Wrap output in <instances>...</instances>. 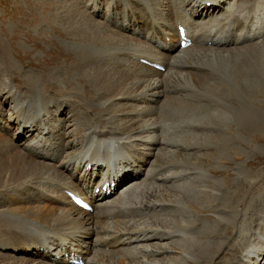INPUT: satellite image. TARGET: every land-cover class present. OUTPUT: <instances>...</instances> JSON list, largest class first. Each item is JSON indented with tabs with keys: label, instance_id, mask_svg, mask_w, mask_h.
I'll use <instances>...</instances> for the list:
<instances>
[{
	"label": "bare ground",
	"instance_id": "bare-ground-1",
	"mask_svg": "<svg viewBox=\"0 0 264 264\" xmlns=\"http://www.w3.org/2000/svg\"><path fill=\"white\" fill-rule=\"evenodd\" d=\"M126 1L128 6L127 9H124L126 13L128 10L127 16L125 15L127 20L126 18L121 20H123V24L127 21L129 24L127 26L120 24L123 28H117L123 35L121 37L125 36L131 41L130 46L120 45L119 42L122 41V38L119 39L117 34L108 28H104L100 32L98 30L96 37L88 28H85L87 38H95L96 41L92 43L93 46L89 47L92 51L81 56L80 70L83 77H81L82 80L79 76L77 78L86 86L84 98L90 105L85 109L81 118L86 127L82 131L84 138L79 143L72 142L76 139L75 137H73L72 143L68 142V144L71 143L69 146H66L67 144L64 142L67 137L65 138L66 134L62 131L68 128L65 123L69 121L65 120L62 124L55 122L51 127L46 126L44 117L48 115L50 110L55 108L57 109L56 114L61 113V108L63 109V105L67 103V99L57 101L58 97L51 98L47 95L49 93L48 87L51 84L43 82L40 77H35L32 87L27 86L23 90L19 89L16 97L12 94L13 98L11 97L13 92H11V86H5L4 94L6 93V97L12 98V100L9 99L6 102L9 105L7 113L3 108L4 104L0 106V141L1 137L8 132L7 130L12 129L9 127L10 125H1L5 113L6 117L11 118V121H16L18 126L22 128V130L21 128L17 129L15 134L19 136V139H24L29 130H34L44 136L46 142H42L41 145L38 143L34 145L28 140L24 147L20 143L19 145L14 144L10 140H6L8 145H2L5 143L4 140L0 142V189L4 186L13 187L18 183L26 184L32 179L37 181L40 179V182L43 181L42 183L49 185L48 189L52 188L49 190V193L52 192V194H48V197H61L59 190L61 188L76 192L83 190L80 183L79 187L73 181H75V175L78 174H80V179L85 181V174L91 175V172L87 173L89 165H92L94 170L107 167L108 173L113 176L120 173L121 176L130 175L131 177L134 174L140 176L146 174V181L139 182V185L129 191L128 196L124 198L110 203L99 202L94 204V214H86L72 206L64 209L51 205L18 207L15 211L14 208H10L11 206L0 203V250L11 253H16L20 249L32 250L38 253V257H45V253L43 254L40 250L43 249L46 252L54 244L59 243L62 249L69 252L78 250L81 254H93L88 264H172L171 257H177L183 264H197L199 260L204 258L211 260L214 264H264V246L258 248L252 245L251 248H244L242 244L233 253L228 254L230 257L227 260L224 259L220 262L221 255L229 251L228 240H221L220 233L215 234L206 231L207 229L200 230L199 224L191 220L194 213L186 204V198L203 192L204 195L211 196L216 186L220 185L221 182L212 183L208 186L204 185L205 187L201 184L202 188H197L200 187V184H195L196 188L189 191L186 181L176 180L173 176L172 180H170L172 177L168 179L170 181L165 185L166 189L164 187L160 190L156 189V193L152 192V189L147 191L149 183L147 180H165L166 182L168 178H164V175L160 178L157 177V175H161L162 171H166L164 167L168 159L166 152H164L166 151L165 148L168 147L165 140L168 135L165 138L163 136V122L171 120L177 115L194 116L196 105L202 99H213L211 106L213 103L222 100H238L237 94L232 93V81L228 82L227 78L221 74L225 70L221 63L227 51L246 53L248 54L247 58H252V55H249L250 51L263 45L261 44L264 41L263 1L261 0L260 6L259 0H239L234 10L222 14L219 18L211 19L213 24L201 27L196 25L199 21L193 19L199 15L200 11L198 10L203 7L208 11L207 2L219 4L222 0H183V4L195 7L188 17L176 12L174 10L175 4L172 1L164 0L160 6L171 12V23L158 17L156 2L137 0L142 4L144 12L141 16H137L130 3L133 0ZM111 13L112 11H110ZM98 17L105 18L99 14ZM91 21L93 20L91 19ZM93 24L96 25L95 22ZM182 24L187 26L189 37L194 42L192 47L187 50H180L177 55L172 57L158 56L156 54L157 49H159L157 45L160 44L163 50H167L169 48L168 39L173 44L172 47L179 46V36L176 31L178 26ZM114 36L118 38L115 37L114 40ZM110 39L111 41H108ZM141 39L144 42H141ZM87 40L89 41V39ZM75 43L82 44L80 42ZM143 60L165 66L167 73L173 70L183 73L186 71V75H183V79L187 81L186 84L180 85L182 88L177 86L176 89V85L169 80L170 78L161 79L162 74L155 68L142 64ZM26 81L29 83V80ZM4 94L2 95L0 92V97H4ZM6 97L4 98L7 99ZM141 99H145L148 103L147 109L142 113H137L132 107L131 110L133 109L134 112L129 114L127 105L139 103ZM155 103L158 105L154 106ZM205 112H208V116H203L205 118L203 124L212 127L211 121L214 119L210 115L212 111L206 110ZM72 113L74 117L75 111L72 110ZM105 114H108L109 117L106 116L102 122ZM137 114L142 117L141 120H136ZM117 115L121 119L124 117L130 120L131 124L127 127L112 128L110 123L115 124L117 122ZM58 116L61 115L56 117ZM196 118L199 120L198 116ZM241 121L248 124V127H253V130L260 129L261 131V128L264 129L252 116L243 117ZM78 124L79 120H74L73 127L77 131L79 130L77 129ZM190 124L191 128H196L195 122L191 121ZM20 130L21 132L24 131L26 136L20 134ZM55 136H58L59 139L54 142L50 141ZM168 137H173V135ZM167 141H172V139ZM207 141L209 144L205 145L209 149L211 147V149L217 150L211 139ZM48 142L56 145V147L52 149L49 146L50 143L47 146ZM184 142L192 143L188 139ZM178 143L181 144L179 141ZM77 145H80V148L75 150ZM188 147L193 148L191 144ZM200 147H198L199 152ZM195 149H197L196 146ZM36 150L39 151L36 152ZM69 150L72 152L66 153ZM201 150L204 149L201 148ZM64 153L66 154L60 162ZM190 157L191 155L187 156L188 159H191ZM208 161L207 159V164H209ZM170 165L167 166L171 167ZM202 165L206 166V164ZM147 166L150 167L146 168ZM190 166H193L195 170L197 169L195 164H190ZM190 170L192 171V168ZM197 170L196 172H199ZM183 173L186 174L185 171ZM181 174L179 175L181 176ZM189 176L190 173L187 174V177L191 179ZM176 177L180 179V177ZM194 180L196 182V178L191 181V184ZM92 181L86 180L85 184L89 185ZM153 183L157 184V182ZM204 188L208 192H205ZM139 191L143 193L137 195ZM36 192L39 191L34 189V193L31 195L27 188L23 195L28 194L31 199H34ZM149 199L153 203L149 202ZM31 203L35 204V201H31ZM148 205L150 210L159 209L158 211L164 212V214L154 215L150 219H146L148 214L145 213V210L149 209L146 208ZM181 209L186 211L183 213ZM182 215L186 216L187 219L183 218ZM113 218H120L122 222L120 227L114 230L111 224L116 226L114 221L117 220ZM217 218L222 229L231 227V224L222 215L217 216ZM263 219L260 217L256 225L260 227V221ZM256 234L259 241L264 243V235L258 231ZM144 242L147 243V246L148 243H158L153 245V249L144 251L146 256L152 259H139L140 261H138L137 257L133 256L136 252H132L131 248L135 245L142 247ZM258 243L260 244V242ZM251 244H254V241ZM165 254L167 257H164ZM2 256L0 254V263L3 261L2 264H5L6 259ZM113 259H117L118 262H114ZM13 264L43 263L33 260L31 263L15 261Z\"/></svg>",
	"mask_w": 264,
	"mask_h": 264
},
{
	"label": "rangeland",
	"instance_id": "rangeland-1",
	"mask_svg": "<svg viewBox=\"0 0 264 264\" xmlns=\"http://www.w3.org/2000/svg\"><path fill=\"white\" fill-rule=\"evenodd\" d=\"M94 1L95 0H0V92L3 95L6 91L5 86H11V92L13 91L11 93V97L12 94L14 97H16L19 89L23 90L27 86L32 87L34 82L33 79L35 77H40L43 82L51 84L48 87L49 93H47V95L51 98L58 97L59 99H57V101L67 99V103L63 105V109L61 108V113L56 114L55 111L57 109L52 108L48 115L44 117V121L48 127L54 125L55 122H58L59 124L64 123L65 120L70 122V124L69 122L65 123L68 128L65 131H62L66 134L65 138L67 137V139L64 141L65 144H67L66 146H69L72 142L79 143L81 140H83L84 135L82 134V131L85 130L86 124H84L81 118L82 115H84L83 112L85 109L90 106L86 101V98H84L86 86L83 82H81V77H83V74L80 70V66L81 56L88 51H92L89 47L93 46L92 43H94L96 40L95 38H87V34H85V28H88V30L92 32L95 37L98 30V32H100V30L102 31L104 28H108L115 32L119 39L122 38V41L119 42L120 45H131V41L125 36L121 37L122 34L119 31V28H123V25L127 26L129 24L128 21L123 24V20L128 14V10L126 13L124 9H127L128 2L126 0ZM162 1L164 0H151V2H156V6L158 7V17H161L160 19L162 20L165 19V22L171 23L172 17L170 19V12L160 6ZM259 2L261 6V0H259ZM130 3L136 11L137 16H141L144 13L142 4L137 0H133ZM108 6L112 7L113 9L110 8L109 10ZM108 10L112 11V13H106ZM99 12L100 15L103 13V17L105 18H98ZM191 13L192 11L190 14ZM261 18L263 20L262 15ZM91 19L93 21H91ZM94 22L96 25L93 24ZM98 23L100 24L99 26L97 25ZM118 23L119 25H117ZM117 36H114V40L118 38ZM87 39H89L90 42ZM74 41L80 42L82 44H76ZM108 41H111V39ZM128 41L130 42L128 43ZM261 44H263L261 47L257 46L250 51L249 55H252V58H247L248 54L246 53H234L231 51H227L225 57L223 58L221 65L225 68V70L221 72V74L227 78L228 82L232 81V93L237 94V101L222 100L218 103H213V106H211L213 99H202V101L199 99L200 104L198 103L196 105L194 116L183 115L184 118H182L183 116L177 115L174 117L175 119L173 118L174 120L171 119L164 121L163 125L165 126L162 125V133L164 132V138L167 135H173V137L167 136L165 139L168 143L169 150L168 147H166V151H164L166 152V156L168 158L166 160L167 163L165 166L166 168L164 167V170L167 171L168 169L169 171L170 169L171 172H169L170 174L164 175V178L168 177L166 179V183L172 180L174 176V179L176 180H180L182 182L186 181L187 183H185L187 184L189 191H192L194 188H196L195 184H200V187L197 188H202L201 184L203 186H208L212 185V183L215 184L217 182H221L220 185L216 186L211 196L204 195L203 192L198 193V195L196 194L188 196L186 198V204L194 213L193 217H191V220L196 221L199 224V229H207L206 231L214 232L215 234L220 233L219 235L222 237L221 240H228L229 251L221 255L220 262L224 261V259L227 260L228 257H230L228 254L233 253L240 244H242V247L244 248H251L253 246L262 248L264 246L263 241H259L256 234L258 231L264 235V229H262L264 228V219L260 221V227L256 225L258 222L257 220H259L260 217L261 219L264 218V129L261 128V131L260 129L253 130V127L250 128L248 127V124H246L244 121H241L243 117L252 116L254 117V120H257L264 127V41ZM157 71L162 74L161 79L170 78L169 80L173 81V83L176 85V89L177 86L182 88L181 86H184V84L187 82L186 79H183V75H186L187 73L186 71L184 73L182 71L175 72V70L169 73H167L168 71L165 73H162L159 70ZM78 76L81 80L77 79ZM26 80H29V83ZM4 95V97L7 96L6 93ZM4 97H0V106L4 104L3 108L5 113H7L9 111V105L6 104V102L9 99L12 100L13 97L9 99L8 97H6L7 99ZM140 102L145 103L146 106L144 108H140L135 105L138 102L133 103L132 105H127L129 108V114L134 112L133 109L137 113H142L147 109L148 103H146V100L141 99L139 103ZM155 105L158 104L155 103L154 106ZM132 107L133 109L131 110ZM72 110L75 111L74 117ZM206 110L212 111L210 112V115L214 118L211 121L212 127L203 124V122H205V118H203V116H208V112H205ZM5 113L3 114L5 118L4 120H1V125H10L9 127H12V129L7 130L8 132L4 135L5 138H3L4 136L1 137L2 139L0 142H3V140L5 142L2 143V145L9 144L6 140H10L12 143L18 145L20 143L22 147L28 143V140L33 142L34 145L37 143L41 145L42 142H46L45 137L39 134L38 131L34 130H29L27 137L22 140L19 139V136L15 134L17 129L21 127L18 126L16 121H11V118L8 116L6 117ZM57 115L61 116L56 117ZM138 115L139 114H137L136 120H141L142 117ZM196 115L199 117V120L196 118ZM106 116L109 117L108 114H105V116L102 118V122ZM180 118L183 121H181ZM76 119L79 120V124L77 126L79 132L73 127L74 120ZM119 119L121 118H119L117 115V122L115 123L116 125L111 122L110 124L112 125L110 126L112 128H118L124 126L127 127L131 124V121L124 117L121 120ZM176 121L179 123H176ZM191 121L195 122L196 130L191 128ZM185 125L188 126L186 127ZM21 130L19 133L26 136L24 131L21 132ZM183 131L185 134L182 133ZM187 135L190 138H188ZM57 137L58 136L52 137L50 141L54 142L55 140L59 139V137ZM73 137L76 139L73 140ZM171 139L172 141H167ZM187 139L192 143L184 142V140ZM210 139L214 143V146L217 150L211 149V147L209 149V147L205 145L209 144L207 140ZM178 141L181 144H179ZM68 142L71 143L68 144ZM48 144L52 149L56 147V145H53L51 142H48L47 146ZM190 144L193 146V148L188 147ZM57 145L59 146L60 144ZM184 145L186 146L184 147ZM202 145L206 147L204 148ZM195 146L197 149H195ZM198 147H200V152ZM79 148L80 145H77L75 150ZM201 148L204 150H201ZM182 149L185 150L183 151ZM208 150L211 152L214 151L211 156V152ZM38 151L39 150H36V152ZM70 152H72V150H69L66 153ZM66 153L62 155L60 162L63 160ZM168 155H170V157H168ZM190 155L191 159H188L187 156ZM207 159L209 160L208 163L210 166L206 163ZM179 164L181 165L180 168ZM190 164H195V167L199 170V172H196L197 169L195 170L193 166H190ZM202 164H206V166ZM167 165H170L171 167H168ZM191 168L192 171L190 170ZM166 171H162L160 174L163 175ZM183 171H185L186 174L183 173ZM188 172L190 173L189 178L192 180L196 178V182L198 183H196L194 180V184H191L192 180L188 179L187 177V174H189ZM194 172L195 174H193ZM178 173L181 174L182 177ZM184 175H186V177H184ZM176 176L180 177V179ZM152 181L148 183L147 191L152 189V192L156 193V189L160 190L163 187L166 189V184L161 185L163 182H165V180L160 184L153 183ZM42 182H40V179L38 181L32 179L26 184L18 183L13 187L10 185L6 187L4 186L0 189V203L3 205L5 204V206H11L10 208H14L15 211L18 209V207L26 208L27 206L32 207L34 205L36 206L37 204H44L40 202H36V204H30L32 201L30 196H28V194L23 195L27 188L31 192V195H33L34 189H37V191L41 192L42 194L47 193L49 185ZM155 182H157V180H155ZM204 189L206 190L205 192H208L206 188ZM49 190H52V188H49ZM138 193L137 195H141L143 192L139 191ZM149 202L153 203V201L150 199ZM146 208H149V205ZM181 210L183 213L186 211L185 209ZM219 215H222L227 220V222L231 224V227L222 229L217 218ZM182 217L187 219V217L184 215H182ZM113 219L117 220L114 221L116 226L111 224L114 230L120 227L122 222L120 221V218ZM251 239L254 241V244H251ZM258 242H260V244ZM157 243L158 242L148 243L147 246V243L144 242L142 247L140 245L133 246L131 251L134 253L136 252L133 256L137 257L138 261L152 259L151 257L146 256L144 251L153 249V245ZM139 247L142 248V250H140ZM21 250L22 249L16 253L3 252L0 250V254L3 255L2 258L6 259L7 263L5 262V264H9L10 262L13 264L15 261H28L31 263L33 260H28L29 257H26L28 255L25 254L23 250ZM21 256H23V258H20ZM129 256L132 255L129 254ZM164 257H167V254H165ZM114 262L117 263L118 260ZM171 262L172 264H183V262L177 257H171ZM197 264L214 263L211 260L204 258L199 260Z\"/></svg>",
	"mask_w": 264,
	"mask_h": 264
}]
</instances>
